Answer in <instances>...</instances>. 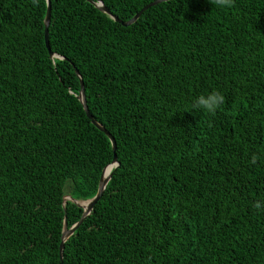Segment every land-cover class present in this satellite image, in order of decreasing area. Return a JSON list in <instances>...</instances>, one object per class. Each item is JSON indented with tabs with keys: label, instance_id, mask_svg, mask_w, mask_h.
I'll return each instance as SVG.
<instances>
[{
	"label": "trees",
	"instance_id": "16d2710c",
	"mask_svg": "<svg viewBox=\"0 0 264 264\" xmlns=\"http://www.w3.org/2000/svg\"><path fill=\"white\" fill-rule=\"evenodd\" d=\"M49 1L48 49L45 0H0V264H59L83 213L64 198L92 199L114 154L63 264H264V0H169L127 27ZM92 1L127 22L156 0Z\"/></svg>",
	"mask_w": 264,
	"mask_h": 264
},
{
	"label": "water",
	"instance_id": "95a60500",
	"mask_svg": "<svg viewBox=\"0 0 264 264\" xmlns=\"http://www.w3.org/2000/svg\"><path fill=\"white\" fill-rule=\"evenodd\" d=\"M88 2H90L94 7H96L97 9H99L101 12H103L105 15H107L110 19H112L114 22L121 24L124 27L130 26L131 24H133L134 22H136L138 20V18L140 17V15L146 11L148 8L155 6L159 3L162 2H166L169 0H156L150 4H148L147 6L143 7L136 15L133 16V18H131L130 20H128L127 22H122L120 21L117 17H115L104 5L102 1H98V2H93L92 0H87ZM50 23V1L47 0V12H46V16H45V20H44V25H45V44L46 47L49 49V43H48V36H47V30H48V26ZM50 56L52 57L53 54L50 53ZM76 76L78 77L79 81H80V92L77 95V99L78 101L81 103L84 112L87 116V118L91 121V124L100 132H102L110 141L111 143V147H112V151L113 153L116 150V143L114 138L111 136V134H109V132H107L101 125H99L95 120H93V118L91 117V115L89 114V111L87 109L86 106V101H85V94H84V87H83V81L79 75V72L74 69ZM118 167V163H117V158L116 155L114 154L113 156V160L112 163L108 166H106L101 174L100 177V181H99V186H98V190L96 195L88 200V201H84V202H79V201H75L72 200L70 197L65 198V200H70L72 202H74L77 206H79L82 210V216L80 218V220L73 226L71 227L69 230H66V226H64L63 232H62V236H61V242L59 245V264H63V248H64V243L68 240V238L70 236L73 235V233L75 232V230L82 224L83 220L92 212L94 205L100 200V198L102 197L104 190L111 178V171L113 168Z\"/></svg>",
	"mask_w": 264,
	"mask_h": 264
},
{
	"label": "clouds",
	"instance_id": "9594fccd",
	"mask_svg": "<svg viewBox=\"0 0 264 264\" xmlns=\"http://www.w3.org/2000/svg\"><path fill=\"white\" fill-rule=\"evenodd\" d=\"M39 0H33V4H38ZM47 3V0H45ZM210 3L220 7H232L234 0H210ZM225 97L219 91H213L207 96L200 95L195 102V107L206 110L209 113L214 114L215 111L224 103ZM255 157L253 160L255 161ZM254 207L258 210H264V202L257 201Z\"/></svg>",
	"mask_w": 264,
	"mask_h": 264
},
{
	"label": "rangeland",
	"instance_id": "374dc122",
	"mask_svg": "<svg viewBox=\"0 0 264 264\" xmlns=\"http://www.w3.org/2000/svg\"><path fill=\"white\" fill-rule=\"evenodd\" d=\"M65 198H67V197H65ZM65 198H64V200H65ZM66 201V200H65Z\"/></svg>",
	"mask_w": 264,
	"mask_h": 264
}]
</instances>
